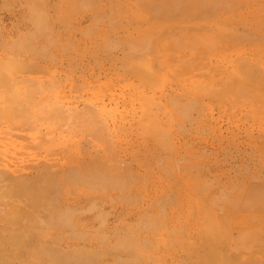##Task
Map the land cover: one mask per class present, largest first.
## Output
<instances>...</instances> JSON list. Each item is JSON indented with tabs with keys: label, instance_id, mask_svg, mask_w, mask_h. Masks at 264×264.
<instances>
[{
	"label": "rangeland",
	"instance_id": "374dc122",
	"mask_svg": "<svg viewBox=\"0 0 264 264\" xmlns=\"http://www.w3.org/2000/svg\"><path fill=\"white\" fill-rule=\"evenodd\" d=\"M80 1L0 0V264H264V0Z\"/></svg>",
	"mask_w": 264,
	"mask_h": 264
},
{
	"label": "bare ground",
	"instance_id": "6f19581e",
	"mask_svg": "<svg viewBox=\"0 0 264 264\" xmlns=\"http://www.w3.org/2000/svg\"><path fill=\"white\" fill-rule=\"evenodd\" d=\"M87 1H89V0H82V1H80V2H82V5L80 4V7H82L83 9H85L86 8V4H85V2H87ZM111 2V1H110ZM110 2H108V3H110ZM84 3V4H83ZM88 4V3H87ZM97 5V4H96ZM143 7H145V5H142ZM95 8V7H94ZM114 8H113V6L112 5H110V7L108 8V10L107 11H109L110 12V10H113ZM115 11H116V7H115ZM225 37V36H224ZM238 37H244V35L243 36H241V34H235V35H231V36H229V37H225V40H224V42L227 44V46H232V45H236V44H239V43H241L242 41H240L241 39H239ZM244 38H246V37H244ZM245 40H248L247 38L245 39ZM245 40H243V41H245ZM224 45V44H223ZM50 56V55H49ZM51 56H53V55H51ZM241 62V61H240ZM242 63V62H241ZM248 77H249V74H246ZM247 78V77H246ZM245 78V79H246ZM229 84V83H228ZM225 85V84H224ZM230 85V84H229ZM228 85V86H229ZM223 87V86H222ZM225 87H227V86H225ZM230 88V87H229ZM262 108V107H261ZM2 166V165H1ZM4 167V166H3ZM45 175V174H44ZM2 177H0V179H2V181H3V179H7V178H12L13 176H10V175H1ZM4 177V178H3ZM41 177V176H40ZM39 177V178H40ZM42 178V177H41ZM40 178V179H41ZM14 179V178H13ZM46 179H48V177L46 178ZM15 180V179H14ZM5 181V180H4ZM41 181H43V178L40 180V182ZM16 182H21V180L19 179V180H17ZM38 182H39V180H38ZM39 182V183H40ZM44 182V181H43ZM25 183V182H24ZM48 183V182H47ZM11 185H12V183H11ZM10 186V185H9ZM2 187V186H1ZM5 187V186H4ZM39 187V186H38ZM12 188V187H11ZM10 189V188H9ZM32 189H34V188H32ZM33 193V192H32ZM32 198H34V197H32ZM38 198V197H37ZM4 203V202H3ZM14 213V212H13ZM217 263V262H216Z\"/></svg>",
	"mask_w": 264,
	"mask_h": 264
}]
</instances>
